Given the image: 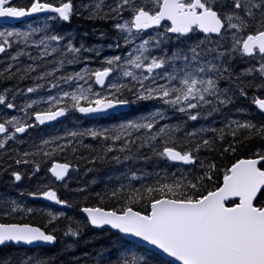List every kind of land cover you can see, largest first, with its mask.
<instances>
[{"label": "snow or ice", "instance_id": "6c2138e0", "mask_svg": "<svg viewBox=\"0 0 264 264\" xmlns=\"http://www.w3.org/2000/svg\"><path fill=\"white\" fill-rule=\"evenodd\" d=\"M77 13L109 22L115 36L108 47L119 54L99 68L91 64L101 50L63 31ZM0 80L32 82L0 91L9 110L0 114V154L10 161L0 173L10 172L14 188L31 179L20 168L37 176L44 164L54 182L87 198L85 188L68 187L79 169L66 159L85 138L103 145L90 163L110 156L125 165L91 204L77 205L82 224L61 228L65 213L48 210L47 225L34 226L26 218L37 209L0 195V247L26 249L0 264H55L33 249L55 246L62 233L72 252L82 227L116 238L91 264H264V0H0ZM120 108L136 115L16 147L30 129L77 113L114 117ZM202 120L211 124L189 129ZM150 162L152 170L138 166ZM27 195L73 207L40 181Z\"/></svg>", "mask_w": 264, "mask_h": 264}, {"label": "trees", "instance_id": "16d2710c", "mask_svg": "<svg viewBox=\"0 0 264 264\" xmlns=\"http://www.w3.org/2000/svg\"><path fill=\"white\" fill-rule=\"evenodd\" d=\"M73 20H75V23H74L76 27L75 38H76L77 45H78L79 39L83 40V42H86L87 37L82 36V33L90 30L92 27L99 26V24L101 23L99 22V20H89L87 18H82L78 16H75ZM71 25H72L71 23L68 24L67 25L68 28L65 29L66 31L64 30L63 31L68 33V30H70ZM243 66L244 65L242 63L238 62V64L236 65V68L237 70H241ZM1 81L3 80H0V82ZM27 82L28 81L21 83L18 80L5 81V83H11V84H16V85L25 84ZM251 94L252 93H250L249 95ZM238 106H245L247 108H251L254 110V106L250 104V101L241 100L239 101ZM226 111L235 113V108L230 107ZM135 115L136 113L133 112L132 109H129L126 112L115 114L114 117L99 119L95 123V126L98 127L100 125H104V126L112 125V124L117 123L123 117L132 118ZM71 116L72 115L68 116L67 119L63 120V123H57L56 125H54V127L52 126L41 127L44 132H48L50 130L48 133H42L40 131L41 128H38L40 129L39 132H35L31 134L28 137L27 142L23 144L17 143L16 147L21 151L30 148L31 146L30 137L31 138H39L40 136L46 137L48 134L63 135V132L65 129H69V130L72 129L71 127H69V124H67ZM74 116L76 118L78 117L77 114H75ZM215 119L217 121L215 126L221 127L222 125L220 122L223 120V117L218 116ZM79 120L83 122L82 127H88L89 125L88 123L92 122L91 120H87L83 118ZM172 122L175 123L176 121L174 120ZM207 124H211V121H203V120L199 122L189 121L188 127L189 129H191L193 126H195L196 128H199L201 125H207ZM38 129H36V131H38ZM102 147L103 145L100 142L93 141L90 138H85L83 145L79 147L77 154L73 156L72 153H69L66 157L67 160H70L73 163L74 167L78 166V169H79L78 171H76L78 174L77 176L78 181L76 183L77 185L73 187V189L85 188L87 190V194H91V195L86 194L87 198L86 196L78 195L74 191L72 192L69 191L67 193L62 188V186L59 183L54 182V180L51 178L49 173L46 172L44 164L41 165L42 170L37 176H31V172L28 169H24V168L19 169L21 171H28L29 176L31 177V179H25V181L21 184V185H24L22 187L23 188L22 191L25 193L24 196L22 197L19 195L21 191H18V188L17 189L11 188V181L8 179V175L10 174V172L0 173V195L7 194V195H11L14 198L22 199L24 202L28 204V206L33 207L34 209H37V212L35 215H33L30 218H26L27 222L33 225H36V226L47 225L46 213L48 210H51L53 212L63 211L65 213L64 218H62L59 221V225L61 228H63L66 224L70 222L75 225V223L79 221L82 224L84 222V217L80 213L79 207H77V205L82 207L85 205V203L91 204L92 197H94L95 192H103L105 188L110 186L111 184L110 177H114L118 175V173L120 171H123L125 168V165H122V164L118 165L114 161H112L110 156L107 162H102L100 159H97L94 164L90 163L89 161L91 160L93 155H103L101 151ZM81 154L83 155L84 159L79 158ZM205 155H207L208 158L211 159L213 156H215V153H207ZM56 158L59 159L61 162H63V160L65 159V157L59 154L57 155ZM9 162L10 161H9L8 156L4 154H0V165L7 167ZM45 163H47V161ZM138 166L145 170H152V168L154 167V165L151 162L148 163L147 165H144L143 163H141ZM13 167L15 168L16 166L13 164ZM91 179H94V180H91ZM38 181L44 184H49L57 188L58 195H60L62 198L68 199L69 202L73 204V207L69 210H59V209L50 207L39 200H31L30 197L27 195V192L34 190ZM81 231H82V236L77 241V243L74 245L72 252H67L65 250L64 241L69 238L63 237L62 233H58L59 242L55 246H51V247L44 246L43 248H40V249H33V251L44 253L48 257L54 258L55 264H68L70 260H74L77 258H81V264H91V257L96 251L112 247L113 245L116 244V238L114 236H111L110 233L101 232L100 230H93L90 228H83V227L81 228ZM69 242L71 241L69 240ZM25 250H26L25 248L17 249L14 247L13 248L0 247V258L15 257L17 255L23 254ZM85 253H87L89 256V260L87 261L82 259Z\"/></svg>", "mask_w": 264, "mask_h": 264}, {"label": "rangeland", "instance_id": "374dc122", "mask_svg": "<svg viewBox=\"0 0 264 264\" xmlns=\"http://www.w3.org/2000/svg\"><path fill=\"white\" fill-rule=\"evenodd\" d=\"M20 3H24L25 0H19ZM75 2L79 5L80 3L82 2H88V0H75ZM78 17H82V18H86V16H82L80 13H77ZM101 22L99 24V26L97 27H92L90 30L82 33V36H85L87 37L86 38V42H83V40H78V46L80 43H83L84 45L86 46H89V47H96V48H99L101 51H100V56L99 57H93V63L91 64V67L92 68H99L102 64V61H103V57L105 56H109V55H112V54H119L118 52H116L115 49H110L108 47V45L112 42V40L115 39V36L113 35L112 33V30L110 29L109 27V22L107 21H99ZM75 23V20H73L71 22V28L70 30H68V33H72L74 36H75V30H76V27L74 25ZM68 25V24H67ZM65 25L66 27H64V31H66L65 29L68 28V26ZM78 28V26H77ZM66 33V32H65ZM101 33H105L106 35L104 37H101ZM91 55V54H89ZM31 81L28 80L27 83L25 84H19V85H16V84H11V83H5V81H1L0 82V91H3L4 88H15V87H20V88H26L27 86H31ZM22 100V97H17V103H20ZM8 111L9 110H5L2 106H0V114H3V115H7L8 114ZM13 114H18V113H13ZM99 120V118H91V123H88V127L89 126H95V123ZM83 122L79 119H77L75 116H71L70 119L68 120V123L69 124V127L73 128L74 126L79 128V127H82ZM56 125V124H55ZM40 129H38V131L36 130H29V133L28 135L25 136V142H27V139L28 137L35 133V132H39ZM41 131V130H40ZM50 131V130H49ZM48 131V132H49ZM42 133H48V132H44V131H41ZM78 174L76 171H72L71 172V175H70V179H69V184H68V187L73 189V187H75L77 184V181H78ZM91 180H94V179H91ZM24 185H21L19 188H18V191H22L23 190V187ZM11 188L13 189L14 187L12 186V183H11ZM62 188L68 193V189H66L65 187L62 186ZM14 189H17V188H14ZM40 208V207H39ZM38 208V209H39Z\"/></svg>", "mask_w": 264, "mask_h": 264}, {"label": "water", "instance_id": "95a60500", "mask_svg": "<svg viewBox=\"0 0 264 264\" xmlns=\"http://www.w3.org/2000/svg\"><path fill=\"white\" fill-rule=\"evenodd\" d=\"M6 23V22H5ZM130 108H120V109H118V110H116V112H115V114H118V113H122V112H126V111H128ZM82 114H80V116H81ZM61 120H63L64 118H60ZM54 124H57V123H55V122H53ZM45 126H49V125H45ZM41 127H44V126H41ZM49 175L51 176V174L49 173ZM57 183H59V182H57ZM60 184V183H59ZM30 199L31 200H33L31 197H30ZM37 200H39V201H41V202H43L44 204H46V205H48V206H50V207H53V208H56V209H59V210H69V209H71V208H62L60 205H55V204H53L52 202H49V201H46V200H43V199H37ZM81 213V212H80ZM82 214V213H81ZM82 216L84 217V215L82 214ZM34 226H36V225H34ZM49 247H51V246H49Z\"/></svg>", "mask_w": 264, "mask_h": 264}, {"label": "flooded vegetation", "instance_id": "af4514ba", "mask_svg": "<svg viewBox=\"0 0 264 264\" xmlns=\"http://www.w3.org/2000/svg\"><path fill=\"white\" fill-rule=\"evenodd\" d=\"M77 115H78V117H80V114H79V113H77ZM65 119H67V117L64 118L63 120H65ZM83 119L91 120V118H83ZM63 120H62V121H63Z\"/></svg>", "mask_w": 264, "mask_h": 264}]
</instances>
